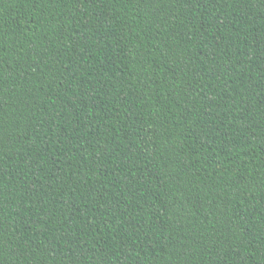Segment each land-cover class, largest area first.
Returning <instances> with one entry per match:
<instances>
[{
  "label": "trees",
  "instance_id": "16d2710c",
  "mask_svg": "<svg viewBox=\"0 0 264 264\" xmlns=\"http://www.w3.org/2000/svg\"><path fill=\"white\" fill-rule=\"evenodd\" d=\"M0 264H264V0H0Z\"/></svg>",
  "mask_w": 264,
  "mask_h": 264
}]
</instances>
